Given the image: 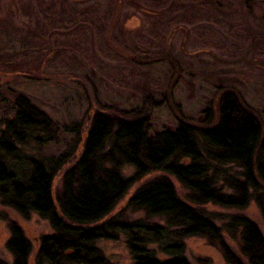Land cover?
<instances>
[{
    "label": "trees",
    "instance_id": "1",
    "mask_svg": "<svg viewBox=\"0 0 264 264\" xmlns=\"http://www.w3.org/2000/svg\"><path fill=\"white\" fill-rule=\"evenodd\" d=\"M151 2L158 10H152ZM16 6L36 22L32 49L36 63L47 50L43 39L49 28L70 35L79 32L84 49L99 42L108 50L112 40H124L130 33L127 43L140 55L147 52L132 37L137 33H145L144 44L166 52L178 34L186 40L192 28L203 25L213 34L221 31L219 45H229L230 51L264 45V0H107L101 14L78 12L69 0H29ZM126 10L144 17L145 25L132 34ZM230 23L237 34L231 26L225 33L221 30V25ZM1 24L4 30L9 25V40L29 34L27 24L21 29L11 20H1L0 28ZM4 44L0 60L8 64L0 69L16 76L29 70L28 62L16 60L12 48ZM149 69L148 63L129 58L125 76L132 79L137 74L146 80L138 87L140 109L119 115L94 113L85 134L79 126L60 127L22 92L0 84V204L24 220L31 215L46 220L53 231L40 239L35 264H109L95 244L119 235L125 238L132 264H189L184 256L187 238H202L218 247L225 264H243L225 244L223 233L236 242L248 264H264V238L253 222L226 215L219 227L204 210L212 205L242 211L253 202L264 222V135L258 117L241 102L236 89H224L218 82L216 123L204 111L200 126L177 122L173 129L152 131L145 107L157 104L150 98ZM67 135L71 141L63 142ZM58 146L65 150L58 155L44 153ZM79 148V158L63 174L54 195L55 177ZM230 165L239 173L224 169ZM125 169L131 176H123ZM154 172L172 177L187 191L189 203L178 198L168 179H157L140 187L126 205L130 212H142L145 221L127 222L118 215L90 227L105 219L135 183ZM9 232L6 249L12 264H28L31 245L17 225L11 224Z\"/></svg>",
    "mask_w": 264,
    "mask_h": 264
},
{
    "label": "rangeland",
    "instance_id": "2",
    "mask_svg": "<svg viewBox=\"0 0 264 264\" xmlns=\"http://www.w3.org/2000/svg\"><path fill=\"white\" fill-rule=\"evenodd\" d=\"M28 1L0 0V21L11 20L17 29H21L26 24L29 26V32H25L29 33L28 35L21 38L16 36V40H9L7 38L11 33L9 25L4 30L1 24L0 49L5 42L8 43L13 49L10 51L16 55L15 59L22 60L23 63L28 62L26 66L30 68L18 76L4 73V69H0V84L22 92L60 127L71 129L73 126H79L82 134H85L94 113L119 115L124 110L140 109L141 95L139 93L141 91L138 87L142 88V84L146 81L145 77H139L136 74L131 79L125 76L129 58H134L140 63H148L151 68L149 69V78H152L149 83L150 98L152 103L156 102L157 107H145V110L149 112L152 131L173 129L177 122L200 126L202 124L200 114L204 111H209L212 116L210 122L216 123V104L219 96L216 84L222 82L224 89L225 87L236 89L241 102L258 117L261 134L264 135L263 44L253 49L249 47L243 51L238 49L230 51L229 45L226 47L219 45L220 39L217 34L221 31L215 30L214 35L210 28L203 25L196 29L192 28V33L186 40L178 34L172 41V49L166 52L160 51L159 47L144 44L145 33L143 31L140 34L137 33L132 37L140 47L145 46L146 49L143 51L147 52L140 55L132 51L127 43V39L131 36L130 33L124 40L121 38L112 40L108 50L101 48L99 42L93 48L84 49L81 45L85 39L79 32L76 35H70L61 29L49 28V32H46L43 39V45L47 50L40 63H36L34 62L35 52L32 50L35 49L33 46L37 41L34 34L37 30L36 22L34 19L29 21L27 12L21 9L17 11L16 6V4L18 7L21 4L25 6ZM69 1L74 3L76 11L91 14H101L107 2V0ZM148 4L152 10H158L153 2ZM124 15L131 34L137 27L140 29L145 25L144 17L141 15H134L130 10H126ZM212 24L215 25L214 22ZM247 24L252 28L255 27L250 20ZM221 26H224L221 28L224 33L230 29V26L235 29V25L231 23L227 27L226 25ZM207 32H210L213 37ZM237 32L236 30V34ZM27 42L32 45L28 47ZM6 52L9 53V50ZM0 62H2L0 68H5V64H8L6 60H0ZM71 138L70 135L64 136L63 142H70ZM64 150V147L58 146L50 147L43 152L46 155H58ZM80 153L81 148L75 151L70 163L65 165L55 177L52 188L54 195L60 188L63 174L74 165ZM224 169L233 175L239 173V169L233 165ZM123 176H131V170L125 169ZM163 178L173 184L181 201L189 203L187 191L172 177L161 172H154L135 183L105 219L90 227L107 223L118 215L121 220L127 222L145 221V215L142 212H130L126 209L128 199L140 187ZM204 210L213 216L215 224L219 227L222 226L223 217L226 215L244 216L256 225L264 238V222L259 209L253 202L242 211L224 210L212 205L205 206ZM157 221L151 220L150 222ZM11 224L17 225L28 240L32 248L28 264H35L40 239L53 233L49 223L36 215H31L29 219L24 220L13 210L0 204V261L5 264L13 262L11 254L6 249ZM222 237L225 244L242 263L248 264L240 254L236 242L225 233ZM183 243L184 256L189 264H225L218 247L210 245L205 239L187 238L183 240ZM95 246L109 264H132L123 235H119L116 240H99ZM150 248L155 249L156 247L152 245ZM158 257L163 256L158 255Z\"/></svg>",
    "mask_w": 264,
    "mask_h": 264
}]
</instances>
